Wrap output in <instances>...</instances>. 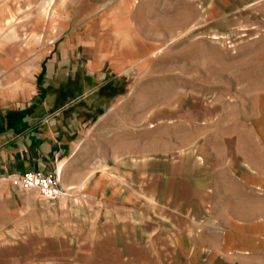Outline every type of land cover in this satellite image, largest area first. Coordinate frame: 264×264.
I'll use <instances>...</instances> for the list:
<instances>
[{"label": "crops", "instance_id": "0c3cea01", "mask_svg": "<svg viewBox=\"0 0 264 264\" xmlns=\"http://www.w3.org/2000/svg\"><path fill=\"white\" fill-rule=\"evenodd\" d=\"M171 1L0 0V264H264L261 138L255 162L190 170L147 144L141 169L110 100L92 106ZM29 171L66 194L14 184Z\"/></svg>", "mask_w": 264, "mask_h": 264}, {"label": "rangeland", "instance_id": "374dc122", "mask_svg": "<svg viewBox=\"0 0 264 264\" xmlns=\"http://www.w3.org/2000/svg\"><path fill=\"white\" fill-rule=\"evenodd\" d=\"M171 2L159 36L144 38L155 48L127 55L129 68L92 106L110 100L99 112H114L119 144L132 138L137 168L148 145L188 170L191 159L214 168L229 154L255 162L254 141L264 143V0Z\"/></svg>", "mask_w": 264, "mask_h": 264}, {"label": "built area", "instance_id": "2783aa9c", "mask_svg": "<svg viewBox=\"0 0 264 264\" xmlns=\"http://www.w3.org/2000/svg\"><path fill=\"white\" fill-rule=\"evenodd\" d=\"M12 181L24 191H28L29 189L37 190L43 200L55 201L66 194V190L61 187L57 175L29 171L24 175L13 176Z\"/></svg>", "mask_w": 264, "mask_h": 264}]
</instances>
